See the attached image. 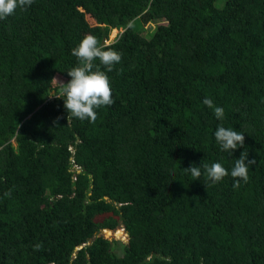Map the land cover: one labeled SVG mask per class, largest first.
I'll use <instances>...</instances> for the list:
<instances>
[{"label":"trees","instance_id":"1","mask_svg":"<svg viewBox=\"0 0 264 264\" xmlns=\"http://www.w3.org/2000/svg\"><path fill=\"white\" fill-rule=\"evenodd\" d=\"M89 34L122 54L91 123L49 95ZM221 124L245 136L231 156ZM243 151L238 188L183 171ZM0 264H264V0H34L0 20Z\"/></svg>","mask_w":264,"mask_h":264},{"label":"clouds","instance_id":"2","mask_svg":"<svg viewBox=\"0 0 264 264\" xmlns=\"http://www.w3.org/2000/svg\"><path fill=\"white\" fill-rule=\"evenodd\" d=\"M33 2L34 0H0V20L13 15L17 9L26 11ZM71 55L77 58L79 64L67 71V75L71 78L67 83L53 79L56 81L58 89L54 97L63 99L64 108L68 113L67 120L77 118L81 121L95 122L97 119L96 109L111 106L114 103L109 77L106 72L113 71L114 65L121 61L122 54L112 49L105 50L103 46L98 45L97 38L89 34L76 47L71 49ZM97 59L106 71L100 70L93 63ZM202 103L213 110L217 120L223 121L224 109L222 107L216 106L210 97H205ZM214 137L220 150L229 153V156L236 149L244 147V133L235 131L231 127L226 128L222 124L219 125L215 130ZM255 164V160H248V152L243 151L240 157L235 159L230 173L220 163H213L210 166L205 164L200 165V167L193 164L183 169V171L190 173L194 178L193 180H199L203 168L206 181H210L212 184L221 181L230 174L235 189L240 186L241 180L247 182L249 168ZM4 195L6 197L10 196L11 190ZM41 248L42 245L39 243L34 246V250L37 251Z\"/></svg>","mask_w":264,"mask_h":264},{"label":"rangeland","instance_id":"3","mask_svg":"<svg viewBox=\"0 0 264 264\" xmlns=\"http://www.w3.org/2000/svg\"><path fill=\"white\" fill-rule=\"evenodd\" d=\"M85 21L87 22V24L89 26H93L94 23L93 21L88 17V16H85L84 17ZM136 24V22L134 23ZM151 25H145L141 30H139V32L141 33V35L144 34V32L146 30H150L151 29ZM69 30H73V32H79V30H76V26L74 23L71 22V25L69 26ZM115 31L112 30L109 35L107 36V39L104 41L105 44L111 42L115 36ZM53 79H56L58 82H64V83H67L69 81L68 79V76L66 75H63V76H55L52 78L51 80V89H50V92H49V95H53L54 94V89H57V85H56V81H54ZM100 235H102L104 238H107L109 240H116V241H119L121 243H124L126 242V237H125V234L121 231L120 228L116 229L115 231H101L100 232ZM116 254H119L118 251H116Z\"/></svg>","mask_w":264,"mask_h":264},{"label":"water","instance_id":"4","mask_svg":"<svg viewBox=\"0 0 264 264\" xmlns=\"http://www.w3.org/2000/svg\"><path fill=\"white\" fill-rule=\"evenodd\" d=\"M101 43H103V41H101Z\"/></svg>","mask_w":264,"mask_h":264}]
</instances>
